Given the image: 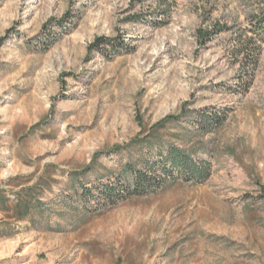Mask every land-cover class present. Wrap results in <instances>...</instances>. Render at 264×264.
Instances as JSON below:
<instances>
[{"label": "rangeland", "instance_id": "rangeland-1", "mask_svg": "<svg viewBox=\"0 0 264 264\" xmlns=\"http://www.w3.org/2000/svg\"><path fill=\"white\" fill-rule=\"evenodd\" d=\"M261 15L264 0H0V264H264V42L252 83L234 54ZM99 36L125 45L89 54ZM170 147L206 176L164 172ZM128 163L159 178L108 200Z\"/></svg>", "mask_w": 264, "mask_h": 264}, {"label": "trees", "instance_id": "trees-1", "mask_svg": "<svg viewBox=\"0 0 264 264\" xmlns=\"http://www.w3.org/2000/svg\"><path fill=\"white\" fill-rule=\"evenodd\" d=\"M61 20L62 19H59L58 21ZM227 30H229L228 26L221 25V23L217 22L208 29L200 28L198 30V40L203 45H205L209 41L213 40L216 34H221ZM250 32H252L254 36L249 37V40L244 46L241 45L240 47L235 49L234 54L237 58V62L240 63L241 71L243 72L240 77H242V80H244L245 82L248 81L252 83L255 79L256 70L259 65L261 49L260 46L252 45L251 40H256V38H258L261 42H264V16H258L256 20L252 21ZM4 40L5 37H2L0 39V46L3 44ZM124 45L125 42L123 39L119 40L117 38L112 39L106 36H99L90 44V46L88 47V52L89 54H91L96 50L103 51V48L105 46L120 47ZM212 116L213 118H215V116L218 117L219 114H215ZM177 119H179L178 116L168 115L154 125V130L158 129L159 127H165L167 123L175 121ZM160 160L161 167L164 172H171V169L175 168L176 170L182 172L188 171L190 172L189 174H192L193 176L198 178L204 176L207 172L206 169L193 162L189 154L177 147H170L168 152L165 153V156L162 155L160 157ZM146 165H151L150 160L145 159L144 166ZM126 169L127 173L130 174L129 176H126L125 179L120 178L117 185H106L103 187L102 192L105 194V198H107L108 200H117L120 198H124L127 193L132 194L144 192L152 185V183L157 180V178H159L153 177L149 170L138 167L133 163H128L126 165ZM147 169H149V167ZM83 194L84 196H89L93 193L90 189H83ZM31 196H33V194L28 193L25 196L18 197L16 206L14 208V211L18 214V218H27L33 211L34 204L29 199ZM6 199V195H0V200H2V203L6 204Z\"/></svg>", "mask_w": 264, "mask_h": 264}]
</instances>
